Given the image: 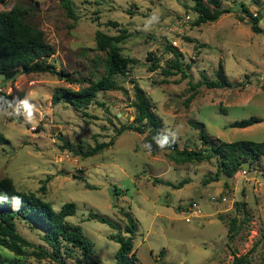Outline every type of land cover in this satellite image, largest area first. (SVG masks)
<instances>
[{
  "label": "rangeland",
  "instance_id": "rangeland-1",
  "mask_svg": "<svg viewBox=\"0 0 264 264\" xmlns=\"http://www.w3.org/2000/svg\"><path fill=\"white\" fill-rule=\"evenodd\" d=\"M70 2L73 16L60 0H6L0 10L23 8L26 22L41 29L53 47L47 61L73 78L95 80L102 73L105 52L95 49L96 30L108 35L126 30L129 35L117 45L136 61L126 74L116 76L124 90L97 92L79 110L62 101L52 104L51 94L62 88L77 90L87 85L86 80L68 83L46 72L19 71L13 80L0 75V90L11 92L14 98L12 107L0 113V132L6 139L0 144V178H10L18 191L34 193L54 210L73 202L75 212L66 219L78 225L91 242L86 258L76 253L62 263L41 258L35 264H74L77 259L80 264H114L118 243L110 235L118 232L131 236L132 264H232V256L245 254L253 243L248 264H261L264 156L243 163L239 168L245 173L240 174L238 168L230 177L218 166L217 152L202 151L205 144L192 124L199 122L214 145L237 139L264 140V0H220L227 11L200 25L193 24L192 0ZM254 15L259 18L255 23L259 32L250 28ZM170 46L180 53L184 78L180 73L161 75V68L173 58ZM148 52L158 59L154 71L147 70ZM218 61L230 86L200 84L202 76L216 78ZM129 79L150 101L161 123L159 132L169 137L173 149L208 157L181 162L172 158V150L150 154L142 143L146 129L116 134L134 115ZM196 83L191 90L190 84ZM26 97L36 108L32 122L15 112ZM249 116L261 121L243 128L227 126ZM174 134L177 137L172 141ZM109 139L112 143L106 149L81 155L96 142ZM181 179L186 182L179 188L163 183L176 184ZM217 194L226 200L211 202L209 196ZM191 201L201 215L186 222L182 211ZM124 213L132 220V233L123 232L129 225ZM231 219L234 226L230 229ZM16 225L22 236L44 245L35 229L23 222ZM0 253L9 254L1 247Z\"/></svg>",
  "mask_w": 264,
  "mask_h": 264
},
{
  "label": "trees",
  "instance_id": "trees-1",
  "mask_svg": "<svg viewBox=\"0 0 264 264\" xmlns=\"http://www.w3.org/2000/svg\"><path fill=\"white\" fill-rule=\"evenodd\" d=\"M6 0H0V4ZM192 10L196 14L193 21L194 25L209 23L217 19V17L226 12L227 9L221 7L220 0H192ZM66 13L72 15V7L70 0H60ZM242 9L245 8L241 5ZM247 11V10H246ZM251 31L259 32V27L255 24L259 19L254 15L251 17ZM116 26L114 21L110 22ZM129 33L121 29L116 35H108L100 30L94 33L95 49L104 51L105 56L102 60V73L95 80L73 78L70 73L62 68L55 69L47 58L50 57L54 50L53 47L45 41L43 32L26 22L25 10L19 6H13L8 10H0V75L4 80H13L16 74L22 73H50L58 79L67 81L68 83H77L87 81V85L71 90L62 88L53 91L51 94V103L55 104L59 101L65 102L72 106L73 109H84L93 100L97 92L108 90H124L116 81V76L124 75L132 63L136 60L125 56L117 45L126 38ZM172 59L168 61V66L161 68V75L167 77L180 73V77H186V72L183 71L179 58V51L176 48L169 47ZM146 60L150 61L147 66L148 71H154L159 66L158 59L148 52ZM215 79L208 80L202 76L203 84L207 88H223L229 87L230 82L226 79L223 72L221 61H218L215 71ZM133 90L132 107L134 115L130 123L121 124L116 134L123 130H132L137 133H143L147 130L146 135L142 139L143 146L151 144V150L145 148L150 154H155L159 150H172L176 161H189L191 159L201 160L208 156H202L200 152L191 150H175L168 136L159 132L160 120L151 110L152 105L145 96L142 89L133 79H129ZM198 86L190 84V89ZM264 87V84H263ZM264 89V88H263ZM193 94V93H192ZM190 95L187 100L191 98ZM0 97H3L9 102H13L14 98L11 92L0 90ZM84 114V113H83ZM261 121L259 117L249 116L247 118L233 120L227 123L228 127L243 128ZM198 129L199 137L205 147L210 150L209 154L217 152L218 166L221 167L228 176H233L237 169L249 161H254L260 156H264V140L251 141L237 139L229 142H217L216 145L207 138L199 122L192 124ZM155 137H167L170 141L169 145L164 149L158 147L155 142ZM6 139L0 132V144ZM112 139L108 141L96 142L93 146L87 148L81 153L82 156H89L96 152L102 151L109 147ZM215 174H217L215 172ZM264 176V174H263ZM216 179V175H213ZM156 182H161L159 179H154ZM186 181L181 179L178 183L173 184L169 181H163L164 184L174 188L181 187ZM20 198L18 209L13 207V197ZM6 197V199H5ZM75 205L73 202H65L54 210L52 206L44 201L41 197L32 192L18 191L12 180L8 177L0 178V247L8 251L9 254L0 253V264H35L41 258H47L51 261L63 262L66 258H72L74 254L79 253L86 258L90 254L91 242L83 235L80 227L69 222L66 217L73 215ZM127 217L129 225L124 227V233H132L133 223L130 217ZM90 217L96 218L100 222L113 225L104 217H98L90 214ZM17 222H23L30 228L35 229L40 233V239L44 245L34 244L17 230ZM234 219L229 221V228H233ZM110 237L118 243V247L114 253V264H132L134 263V251H132L131 236L116 233ZM264 243V241H263ZM255 243L246 251L245 254L232 256V264H248L247 254L253 251ZM161 254V252L159 253ZM29 258H33V263ZM74 264H80L79 259ZM264 264V257L262 263Z\"/></svg>",
  "mask_w": 264,
  "mask_h": 264
},
{
  "label": "clouds",
  "instance_id": "clouds-1",
  "mask_svg": "<svg viewBox=\"0 0 264 264\" xmlns=\"http://www.w3.org/2000/svg\"><path fill=\"white\" fill-rule=\"evenodd\" d=\"M152 19H155V17H153ZM11 107H12L11 102L7 101L3 97H0V113H6L7 109L11 108ZM20 107L23 108V113H21ZM35 111H36L35 105L30 103V101L27 97L25 99L19 101L15 107L16 114L17 115L22 114L24 116L25 120L28 122H32V120L34 119ZM176 128L181 129L182 125H177ZM176 137L177 136L174 134L172 141H174L176 139ZM154 139H155V142L158 145V147L161 149H164L170 143V141L167 137H163V138H159V139L157 137H155ZM144 147L151 150V144H145ZM5 199H6V197H5ZM12 201H13V207L18 209V207L21 203L20 198L14 196L12 198Z\"/></svg>",
  "mask_w": 264,
  "mask_h": 264
},
{
  "label": "built area",
  "instance_id": "built-area-1",
  "mask_svg": "<svg viewBox=\"0 0 264 264\" xmlns=\"http://www.w3.org/2000/svg\"><path fill=\"white\" fill-rule=\"evenodd\" d=\"M241 167V166H240ZM240 169V168H239ZM246 170L244 169H240V174H244ZM255 173V172H254ZM209 200L211 202H223L225 201V197L224 196H219L217 195H210L209 196ZM183 213V219L184 221L188 222L190 220L191 217H199L201 215L200 213V209L198 208V205L196 204V202L191 201L188 206L185 208V210L182 211Z\"/></svg>",
  "mask_w": 264,
  "mask_h": 264
}]
</instances>
